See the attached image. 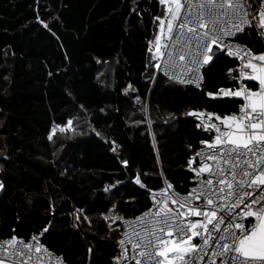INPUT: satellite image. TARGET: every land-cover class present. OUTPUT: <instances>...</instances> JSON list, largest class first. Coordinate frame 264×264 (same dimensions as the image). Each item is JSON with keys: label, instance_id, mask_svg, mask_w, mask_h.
Instances as JSON below:
<instances>
[{"label": "trees", "instance_id": "trees-1", "mask_svg": "<svg viewBox=\"0 0 264 264\" xmlns=\"http://www.w3.org/2000/svg\"><path fill=\"white\" fill-rule=\"evenodd\" d=\"M163 14L156 0H0V240L41 233L67 264H111L122 220L164 179L185 190L210 139L187 113L236 110L207 95L236 63L215 57L202 90L164 77L149 51ZM239 40L264 52L255 29Z\"/></svg>", "mask_w": 264, "mask_h": 264}, {"label": "snow or ice", "instance_id": "snow-or-ice-1", "mask_svg": "<svg viewBox=\"0 0 264 264\" xmlns=\"http://www.w3.org/2000/svg\"><path fill=\"white\" fill-rule=\"evenodd\" d=\"M159 3L165 6L166 14L163 18L156 17L160 21V34L154 41L155 59L165 54L160 51L163 46L172 49L167 51L171 61L177 52L176 45L181 44L179 60L190 57L183 68L198 72L200 65L227 49L228 56L242 62L238 74L231 79L256 85L253 88L241 84L238 89L220 88L216 93H207L213 99L238 97L243 101L239 114L221 117L215 113H187L202 121L196 125L198 128L204 127L206 131L211 128L216 133L213 142L202 141L210 151L201 149L188 161V170L199 178L198 186L181 196L169 192L173 186L165 181L167 187L153 194L155 212L150 209L135 220L126 221L129 226L139 227L133 233H125L126 239L119 241L121 256L134 264H216L217 260L220 264H264V53L225 43L226 38L243 34L246 27L264 29V0H259L255 10L251 0H159ZM165 22L171 43L161 45ZM258 34L264 37V31ZM212 45H216L215 50ZM201 80L195 75L188 82L199 87ZM213 118L222 127L209 123ZM197 157L199 163L193 169L191 165ZM205 172L207 177L202 176ZM157 195L161 199L156 200ZM169 202L178 207H168ZM19 243L23 247L16 246L15 237L0 241V253L8 246L9 255L24 257L16 264H27L34 246ZM126 244L132 246L131 258ZM40 251L41 247H35V252ZM0 264H4L3 259Z\"/></svg>", "mask_w": 264, "mask_h": 264}, {"label": "built area", "instance_id": "built-area-1", "mask_svg": "<svg viewBox=\"0 0 264 264\" xmlns=\"http://www.w3.org/2000/svg\"><path fill=\"white\" fill-rule=\"evenodd\" d=\"M159 2V0H156ZM251 2L253 3L254 5V8L253 10H255V6L258 5L259 3V0H251ZM160 4V3H159ZM161 5V4H160ZM163 6V5H162ZM165 8V6H163ZM165 11H164V14L162 16H159V17H164L165 16ZM249 19H251V17H249ZM155 21L157 22V26H158V32H157V35L160 34V29H159V25H160V21L157 20L155 18ZM166 23L165 22V33L161 35V45L165 44V43H171V41L168 39V36H167V33H166ZM256 22L253 21V24H255ZM248 29H255V31L257 32V34L260 32V31H264V29H259L257 27H246L245 29V32L248 30ZM244 32V33H245ZM243 33V34H244ZM156 35V36H157ZM242 34L238 33L235 37H228L225 39V43H228V42H231L232 44H235V45H241V46H246L248 49H250L246 44L242 43L240 40H239V36H241ZM258 36L260 37L261 41L263 42L264 44V37H262L261 35L258 34ZM156 39V37H155ZM155 39L150 43L151 45V48L153 50V54L156 53V45L154 43ZM216 46V45H212V48ZM182 47L181 44H177L176 45V50L177 52L173 54V57H172V60L169 61V58L167 56V51H172L171 48L169 49H165L163 46L161 47L160 51L162 53H165L160 59H156L157 61V64L160 65V68H158V72L161 73L164 77L180 84V85H184V86H190V87H193L197 90H202L203 87L205 86L206 84V76H205V68L212 62V60L214 59V57L209 60L206 64H202L199 66L198 68V72H188L186 69L183 68V65L187 64L189 62V59L190 57H186L185 60L181 61L179 60V56H178V51L179 49ZM251 50V49H250ZM252 51V50H251ZM253 52V51H252ZM227 49H224L223 52L221 53L222 55H224L226 58L234 61L236 63V65L230 69V70H237V71H232L230 73V70H229V74L232 75V76H235L238 74V70L241 66V61L236 58L235 56H228L227 54ZM254 53V52H253ZM264 53V52H263ZM208 55H211V52L208 53ZM195 75H198L200 77H202V80L200 81V86L197 87L196 86V83L195 82H188L192 79L193 76ZM180 80H183L185 81L184 83H181ZM233 82L234 84L232 86H224V87H220V88H225V89H228V88H232V89H238L239 86L241 84H244V85H247L249 87L250 86V81H247V80H243V79H240V80H234L233 79ZM218 88L216 91L214 92H209V93H216L218 92V90L220 89ZM209 97V96H208ZM211 98V97H209ZM213 99V98H211ZM215 99H233L234 101L237 102V107H236V110H234L233 112L229 113V114H232V113H237L239 114V106L241 103H243L242 100H240L238 97H217ZM215 113L216 115H219L221 117H223L224 115L220 114L218 111H215L213 109H208V108H205V109H201V110H198L196 111V113ZM227 114V115H229ZM195 120H196V125L197 124H200L202 123L201 120L197 119L196 116L192 115ZM205 120H207V115H205L204 117ZM209 123H215L217 124L218 126H221L220 125V122L215 120V118H213L211 121H209ZM222 127V126H221ZM196 128L198 130H201V131H204V132H207L210 134V139L207 140L208 142H213V138L214 136L216 135V133L214 132L213 129L211 128H208V130L206 131L204 129V127H197ZM201 149H204L205 151H210V149L207 148V146L205 144H202L200 147H198L195 151H193L190 156L187 158V161H186V164H185V169L187 171L188 168H189V165H188V161L190 158H192L193 156H195V153L198 152L199 150ZM199 163V157H197L194 161H193V164L191 165V167L193 169H195L197 167ZM209 164H212L213 162L212 161H208ZM190 173H192L193 177H192V180L190 182H187V183H183L181 186L185 187V190L182 191L178 188H176L174 185H171L173 186L172 189H169L168 191L169 192H172V191H175L176 193H179L181 196H186L192 188L194 187H197L198 184H197V181L199 178L196 177V174L194 171H189ZM202 176L204 177H207V172L203 173ZM165 179L163 181V185L161 187H159L158 189L156 190H153L150 192V207L135 215V216H132V217H127V218H124L121 222V231H120V235H119V239H118V245H117V254L112 258L111 260V264H134V261H132L131 259L129 260H125L123 259V257L121 256V246L119 244V241L122 240V239H126L125 237V233H133L134 229L139 227V225H132V226H129L127 222H130V221H133L135 220V218L137 217H140L142 216L143 213L149 211L150 209L152 210V212H155V206H154V198H153V194L154 193H160L161 189H164L167 187V185L165 184ZM168 182V181H167ZM169 183V182H168ZM140 186H141V183H139ZM4 182L2 180V178L0 177V195L4 189ZM156 200H159L161 199V197L159 195H157L155 197ZM168 207H171V208H177L178 205H173L171 202L168 203ZM192 219H197L196 217H193ZM245 223H247V221H245ZM35 237V239H33ZM42 234L41 233H34L32 234L31 236L27 237V238H16V241H17V247H23V245H21L19 242L20 241H23L27 244H31L34 246L33 248V251L31 253V260H28L27 261V264H67V262L65 261V259L63 258V256L55 253L54 251H52L46 244H44L42 242ZM13 237H10V238H7V239H1L0 241H4V240H9V239H12ZM35 247H41V251L40 252H35ZM126 247L129 249V251L127 252V255L129 258H131L133 256V250H132V246L131 244H126ZM47 250V251H44V250ZM25 252H27V249H24ZM0 259H3L4 262H7V263H10V264H16L17 261H23L24 260V257H13L11 255H9V248L8 246H5L4 248V251L3 253H0ZM91 263V259L90 257L87 259V262L86 264H90ZM216 264H220V261L217 260Z\"/></svg>", "mask_w": 264, "mask_h": 264}, {"label": "water", "instance_id": "water-1", "mask_svg": "<svg viewBox=\"0 0 264 264\" xmlns=\"http://www.w3.org/2000/svg\"><path fill=\"white\" fill-rule=\"evenodd\" d=\"M215 48H216V46L213 47V50H215ZM220 55H222V54H219L218 56H220ZM218 56H217V57H218ZM214 58H215V57H214ZM104 142H105L107 145H109V148H110V149H113V148H114V146H113L108 140H104ZM129 171H130V174H131L129 181H134V180L137 178V172L132 171L130 168H129Z\"/></svg>", "mask_w": 264, "mask_h": 264}, {"label": "crops", "instance_id": "crops-1", "mask_svg": "<svg viewBox=\"0 0 264 264\" xmlns=\"http://www.w3.org/2000/svg\"><path fill=\"white\" fill-rule=\"evenodd\" d=\"M255 85H256V82H250V86L251 87H255ZM194 112H196V111H194ZM192 116V115H191ZM4 264H10V263H7V262H4Z\"/></svg>", "mask_w": 264, "mask_h": 264}, {"label": "rangeland", "instance_id": "rangeland-1", "mask_svg": "<svg viewBox=\"0 0 264 264\" xmlns=\"http://www.w3.org/2000/svg\"><path fill=\"white\" fill-rule=\"evenodd\" d=\"M157 70H158V68H157Z\"/></svg>", "mask_w": 264, "mask_h": 264}]
</instances>
